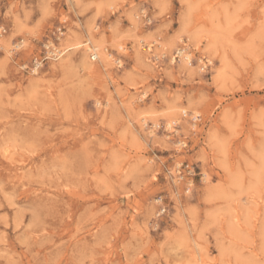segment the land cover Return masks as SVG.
Wrapping results in <instances>:
<instances>
[{
    "label": "rangeland",
    "instance_id": "rangeland-1",
    "mask_svg": "<svg viewBox=\"0 0 264 264\" xmlns=\"http://www.w3.org/2000/svg\"><path fill=\"white\" fill-rule=\"evenodd\" d=\"M0 264H264V0H0Z\"/></svg>",
    "mask_w": 264,
    "mask_h": 264
},
{
    "label": "bare ground",
    "instance_id": "bare-ground-1",
    "mask_svg": "<svg viewBox=\"0 0 264 264\" xmlns=\"http://www.w3.org/2000/svg\"><path fill=\"white\" fill-rule=\"evenodd\" d=\"M79 43H76V47L77 46H79L78 45ZM88 45H87V47H86V49L87 50H89V51H91L92 52V55L94 56V57H96L98 54H102V51H101V49H100V46H98L97 44H95V43H93L92 42V40L89 38V41H88V43H87ZM103 48V47H102ZM65 48H63V50H64ZM53 52V56H57L59 53H60V51L58 50V49H56V48H54V50L52 51ZM181 52V51H180ZM99 55V56H100ZM99 56H97V57H99ZM103 56H104V54H103ZM93 57V58H94ZM185 57L186 58H188V56L187 55H185ZM101 59V58H100ZM118 61V60H117ZM90 68V67H89ZM173 170V169H172ZM204 189V188H203Z\"/></svg>",
    "mask_w": 264,
    "mask_h": 264
},
{
    "label": "built area",
    "instance_id": "built-area-1",
    "mask_svg": "<svg viewBox=\"0 0 264 264\" xmlns=\"http://www.w3.org/2000/svg\"><path fill=\"white\" fill-rule=\"evenodd\" d=\"M60 33H61V32H60ZM44 47H45V49H46V53H47L49 56H53V55H52V54H53L52 51H53L54 48H56L57 46L54 45V44H51V43H46V44H44ZM198 119H199V116H198V115H196L195 117H193V120H194V121H196V120H198ZM178 144L181 145L182 147L185 146V143L182 142V141L178 142ZM180 168H181V166H179V167L177 168V170H178L179 173H180ZM185 168H187L188 170L190 169V168L188 167L187 164L185 165Z\"/></svg>",
    "mask_w": 264,
    "mask_h": 264
}]
</instances>
